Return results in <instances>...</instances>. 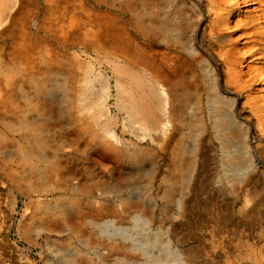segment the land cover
Returning <instances> with one entry per match:
<instances>
[{"label": "bare ground", "instance_id": "obj_1", "mask_svg": "<svg viewBox=\"0 0 264 264\" xmlns=\"http://www.w3.org/2000/svg\"><path fill=\"white\" fill-rule=\"evenodd\" d=\"M2 202L0 264H264V0H0Z\"/></svg>", "mask_w": 264, "mask_h": 264}, {"label": "rangeland", "instance_id": "obj_2", "mask_svg": "<svg viewBox=\"0 0 264 264\" xmlns=\"http://www.w3.org/2000/svg\"><path fill=\"white\" fill-rule=\"evenodd\" d=\"M187 1L190 2V3H192V2L196 3V0H187ZM207 21H208L207 16H204V18L201 20L200 24H206ZM18 205L20 206V203ZM5 214H6L5 213V203L2 202L0 204V218H2L1 216H4ZM17 217H18V213L16 212V213H14L13 217L8 220V222H7V225L9 226L8 229L5 227V225H2V227H1V232L2 233H3V230L5 231L7 229L8 236L10 237L11 240L14 239V231H15V228H16ZM235 218H237V216ZM63 233H64V236L69 234L68 232H63ZM42 235L45 236V233H43ZM1 237H2V235L0 234V240H1ZM19 245L22 246V244H19ZM8 249H10V248H8ZM36 251H39V247H34L32 252L30 253V256L26 255V257H28V258H30V259H32L33 261L36 262V259H35L37 257V255L35 253ZM139 253H140V251H137L138 256H140V258L142 259L141 255H139ZM58 257H60V256L56 255L54 253L51 254V255L49 254V260H50V262H52L50 264H57V262L60 260V259H58ZM22 260H25V255H23V254H22ZM36 263L37 264H47V263H45L43 261H39V262H36Z\"/></svg>", "mask_w": 264, "mask_h": 264}]
</instances>
